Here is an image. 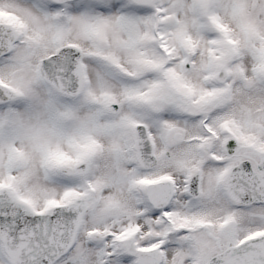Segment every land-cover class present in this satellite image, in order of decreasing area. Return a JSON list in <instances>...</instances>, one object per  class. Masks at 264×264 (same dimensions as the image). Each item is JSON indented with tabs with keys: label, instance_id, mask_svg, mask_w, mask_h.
Instances as JSON below:
<instances>
[{
	"label": "snow or ice",
	"instance_id": "obj_1",
	"mask_svg": "<svg viewBox=\"0 0 264 264\" xmlns=\"http://www.w3.org/2000/svg\"><path fill=\"white\" fill-rule=\"evenodd\" d=\"M0 264H264V0H0Z\"/></svg>",
	"mask_w": 264,
	"mask_h": 264
}]
</instances>
